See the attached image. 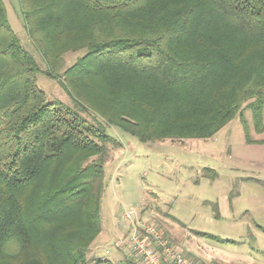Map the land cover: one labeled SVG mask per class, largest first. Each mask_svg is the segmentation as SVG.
Masks as SVG:
<instances>
[{
    "label": "trees",
    "instance_id": "1",
    "mask_svg": "<svg viewBox=\"0 0 264 264\" xmlns=\"http://www.w3.org/2000/svg\"><path fill=\"white\" fill-rule=\"evenodd\" d=\"M19 1L45 75L94 121L49 101L0 0V264H89L122 146L107 126L206 139L247 105L264 129V0Z\"/></svg>",
    "mask_w": 264,
    "mask_h": 264
},
{
    "label": "rangeland",
    "instance_id": "2",
    "mask_svg": "<svg viewBox=\"0 0 264 264\" xmlns=\"http://www.w3.org/2000/svg\"><path fill=\"white\" fill-rule=\"evenodd\" d=\"M4 2L12 28L42 70L37 83L49 101L94 121V114L73 101L60 78L45 75L46 62L27 34L20 1ZM84 54V50L67 53L63 69ZM246 106L206 139L143 142L119 127L107 126L122 146L112 148L105 166L102 231L87 253L89 264H132L126 256L127 211L149 216L176 248L203 241L226 253L231 264H264V129L257 128L254 113Z\"/></svg>",
    "mask_w": 264,
    "mask_h": 264
},
{
    "label": "built area",
    "instance_id": "3",
    "mask_svg": "<svg viewBox=\"0 0 264 264\" xmlns=\"http://www.w3.org/2000/svg\"><path fill=\"white\" fill-rule=\"evenodd\" d=\"M124 219L129 229L128 254L132 264H204L186 250L176 248L149 216L145 218L136 211H127ZM123 243L120 241L118 246Z\"/></svg>",
    "mask_w": 264,
    "mask_h": 264
},
{
    "label": "crops",
    "instance_id": "4",
    "mask_svg": "<svg viewBox=\"0 0 264 264\" xmlns=\"http://www.w3.org/2000/svg\"><path fill=\"white\" fill-rule=\"evenodd\" d=\"M145 204L146 203H143L142 206H144ZM183 250H186L190 255L195 258L201 259L204 264H214V261L218 262L217 264L232 263V260H229L227 258L226 253L224 254L222 251H219L217 247L211 246L210 244L205 243L203 241L193 240V242H191L190 244L188 243L187 247L183 248ZM219 254L221 256H219ZM127 255L128 259H130L128 253L126 254V256ZM129 263H131V261Z\"/></svg>",
    "mask_w": 264,
    "mask_h": 264
}]
</instances>
